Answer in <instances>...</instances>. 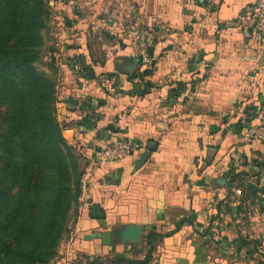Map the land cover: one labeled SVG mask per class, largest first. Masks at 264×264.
<instances>
[{
    "label": "crops",
    "instance_id": "obj_1",
    "mask_svg": "<svg viewBox=\"0 0 264 264\" xmlns=\"http://www.w3.org/2000/svg\"><path fill=\"white\" fill-rule=\"evenodd\" d=\"M52 1L63 11L51 33L61 51L57 118L85 192L51 264H264V142L245 135L264 125V15L244 30L255 0H128L148 64L123 37V19L92 15L102 0ZM115 139L143 148L91 164ZM92 204L103 218L90 216ZM125 224L141 225L139 241L84 238Z\"/></svg>",
    "mask_w": 264,
    "mask_h": 264
},
{
    "label": "trees",
    "instance_id": "obj_2",
    "mask_svg": "<svg viewBox=\"0 0 264 264\" xmlns=\"http://www.w3.org/2000/svg\"><path fill=\"white\" fill-rule=\"evenodd\" d=\"M49 17L48 0H0V264H51L79 204L83 172L57 118L56 71L38 67ZM155 238L145 235L142 263Z\"/></svg>",
    "mask_w": 264,
    "mask_h": 264
},
{
    "label": "rangeland",
    "instance_id": "obj_3",
    "mask_svg": "<svg viewBox=\"0 0 264 264\" xmlns=\"http://www.w3.org/2000/svg\"><path fill=\"white\" fill-rule=\"evenodd\" d=\"M48 1L53 3L52 0H48ZM57 1H59V3H61V2L63 3V0H57ZM49 2H48V6H49V10H50V17H49L47 29L43 33L45 41H44L43 47L41 48V59L38 62L39 69L47 72V74H51L48 67H47L48 64L53 65L55 71L57 72L58 62H60V54L59 53L61 51L59 52L57 49V46L59 44H57V38L52 36L51 33H53L52 31L55 30L54 27H56L57 19H60L59 15L61 16V14L63 12L61 8L56 9L53 6V4H51ZM128 4H129L128 0H102L101 6L99 7V9L93 10L91 13L94 17L96 16L97 18L101 19L102 22L107 21L109 18L115 19L116 21L123 19L125 26L122 29V31L124 32L126 30H130L132 28H138L139 27L135 24V22L133 23L134 13L132 11L127 12L128 9H130ZM125 5H127L128 7H126ZM89 9H90L89 6H86V10L89 11ZM91 13H88V14H91ZM99 32L100 31H98L97 33H99ZM100 34L102 35L103 32H101ZM122 35H123V33H122ZM96 40H97V42L94 41L93 44L96 46V44L98 43V45H97L98 47H96L94 49V51H95L94 55L97 58L104 57L105 50L101 48L102 47L101 41L98 39H96ZM126 42L128 45H130L128 41H126ZM55 75H56V73H55ZM56 78H57V76H56ZM75 214H76V211L70 212V216H69V219L67 222V232L65 233V234L68 233V236H69V232L73 228V224H74L73 221H74Z\"/></svg>",
    "mask_w": 264,
    "mask_h": 264
},
{
    "label": "built area",
    "instance_id": "obj_4",
    "mask_svg": "<svg viewBox=\"0 0 264 264\" xmlns=\"http://www.w3.org/2000/svg\"><path fill=\"white\" fill-rule=\"evenodd\" d=\"M262 15H264V0H255L250 12L249 22L244 27L245 33H247L254 21ZM102 24L106 25V21L102 22ZM123 37L131 45L134 56L143 64H148L151 58L148 52L149 43L146 33L139 28H132L124 31ZM245 135L248 138L264 142V125L248 127ZM142 148L143 146L140 142L115 139L106 146L95 151L94 156L91 159V164L95 161H111L121 159L132 153L141 151ZM80 183V190L81 193H83L85 192V176H81Z\"/></svg>",
    "mask_w": 264,
    "mask_h": 264
},
{
    "label": "water",
    "instance_id": "obj_5",
    "mask_svg": "<svg viewBox=\"0 0 264 264\" xmlns=\"http://www.w3.org/2000/svg\"><path fill=\"white\" fill-rule=\"evenodd\" d=\"M129 73V72H127ZM152 147L149 146L148 149L144 150V152L140 155L139 159L135 162V167H140L150 155ZM249 192L253 195L254 191L257 189V186L249 182L248 183ZM89 214L91 217L94 218H103L104 213L100 209L99 205L92 204L89 207ZM142 227L139 224H125L122 227H117L113 231H95L92 233H88L85 235V239H92V238H100L103 244H109L113 237L119 238L121 241H139L142 236Z\"/></svg>",
    "mask_w": 264,
    "mask_h": 264
}]
</instances>
